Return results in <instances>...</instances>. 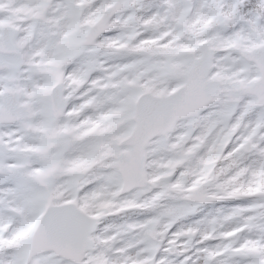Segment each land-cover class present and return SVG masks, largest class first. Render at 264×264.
I'll list each match as a JSON object with an SVG mask.
<instances>
[{
    "label": "snow or ice",
    "instance_id": "obj_1",
    "mask_svg": "<svg viewBox=\"0 0 264 264\" xmlns=\"http://www.w3.org/2000/svg\"><path fill=\"white\" fill-rule=\"evenodd\" d=\"M0 264H264V0H0Z\"/></svg>",
    "mask_w": 264,
    "mask_h": 264
}]
</instances>
